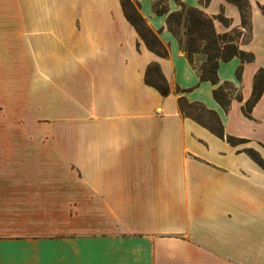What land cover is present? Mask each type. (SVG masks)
Segmentation results:
<instances>
[{"label":"crops","instance_id":"crops-1","mask_svg":"<svg viewBox=\"0 0 264 264\" xmlns=\"http://www.w3.org/2000/svg\"><path fill=\"white\" fill-rule=\"evenodd\" d=\"M156 1L138 0L165 57L122 0H0V264H264V167L250 153L264 162V84L246 111L264 0H245L246 24L236 0ZM183 7L253 59L202 80L168 28ZM153 64L167 96L146 82ZM181 100L215 112L225 138Z\"/></svg>","mask_w":264,"mask_h":264},{"label":"trees","instance_id":"trees-1","mask_svg":"<svg viewBox=\"0 0 264 264\" xmlns=\"http://www.w3.org/2000/svg\"><path fill=\"white\" fill-rule=\"evenodd\" d=\"M237 4L240 7V10L242 12V16H243V24H246V7H247V3L245 0H236ZM128 4L131 6L130 1L129 0H122V5L123 8L125 10V14L127 16V19L130 21V23L137 29V31H139V33L141 34V36L145 39L147 45L149 46V48L154 51L155 53H157L160 56H167L168 55V51L167 49L164 47V45L161 43V41H159L155 36H154V44L158 47L157 49H154L150 46L149 42L146 40L145 36L142 34L141 32V26H145V19L140 15V13L135 10V8L133 9V12L130 13L129 12V7ZM160 4V3H159ZM193 9V8H192ZM193 10H197V9H193ZM156 11L158 13H167V9L162 7V9L158 10V8H156ZM177 13H172L169 15L168 17V28L176 35V30L175 27L173 25V18L176 16ZM210 18V17H209ZM209 24L214 27V23H213V19L210 18V22ZM197 25H193V28L196 27ZM199 26V25H198ZM192 32V31H191ZM192 34V33H191ZM213 34L215 35V32H213ZM228 34H224L221 36V34L218 36V38H223L226 37ZM217 50V48L212 45V44H208L206 47V51L204 52L209 59L206 60L207 62L200 68V73H201V79L202 80H207L212 82L214 85H217L219 83L218 81V67H219V61L220 60H229L234 56H238L240 57L243 62H250L253 59V55L240 51L238 49V47L235 44H227L226 48H223V50H227V53L224 54H220L218 53L217 55H212L211 53L213 51ZM219 51H222L221 49ZM187 52V57L189 58V60L191 62H193V53L197 52V47H189L186 49ZM153 75L154 77L156 76V79H153ZM146 82L148 85L153 86L154 88H156L163 96H167L170 93V89L169 86L167 84V81L165 79V77L163 76L160 66L158 64H153L151 65L146 73ZM263 84H264V70H261L258 72V74L256 75L255 78V89H254V97L253 100L247 105V113H250L252 107L256 104V102L259 100V98L261 97L262 91H263ZM221 89V88H220ZM220 89H217L214 91V95L215 98L222 103V105H224L225 107H227L229 105V101H227L226 97L223 96L221 94ZM181 105V109L184 113L191 115V113H189L186 110V107H199L200 109L204 110L212 119V126L207 125L213 132H215L217 135H219L222 138H225L224 132H223V127L221 125V121L218 118L217 114L213 111L207 110L205 109L203 106L201 105H189L185 100H181L180 102ZM198 119V118H197ZM200 121V120H199ZM213 124H215L214 127ZM229 140V142L231 143H235V139L232 137H228L227 138ZM251 156L261 165L264 167V162L263 160L259 157V155L253 151L250 152Z\"/></svg>","mask_w":264,"mask_h":264},{"label":"rangeland","instance_id":"rangeland-1","mask_svg":"<svg viewBox=\"0 0 264 264\" xmlns=\"http://www.w3.org/2000/svg\"><path fill=\"white\" fill-rule=\"evenodd\" d=\"M129 1L131 4V6L128 4L129 12L132 13L133 9L135 8V10H137L142 16V13L140 11L141 4L138 2V0ZM156 2L160 3L161 0H158ZM193 9L190 7H183L181 11H179L173 18V25L176 30V37L180 43L182 50L185 52L186 55L187 48L193 46L197 47V52L193 53L192 56L193 61H195L198 67L201 68L207 62L206 60L209 59V57L204 53L208 44H212L217 48V50L211 53L212 55H217L218 53L225 55L227 53V50H223V48H226L227 44L231 43L237 46V43L239 44L240 41L234 34H228L226 37L218 38L220 34L217 33L215 26L212 27L209 24V16L199 9ZM145 23V26H141V32L145 36L146 40L149 42L150 46L154 49H157L158 47L153 42L154 36L159 41L161 40L159 39V36L150 28L146 19ZM195 24L197 26L193 28V25ZM213 32H215V35L213 34ZM247 38L248 35L245 34V37L242 41L245 42ZM164 47L167 48L165 45ZM220 49L222 51H219ZM153 79H156V76L154 77L153 75ZM186 110L195 117L202 119L203 121H206L208 123L212 122L211 117L199 107H186Z\"/></svg>","mask_w":264,"mask_h":264}]
</instances>
